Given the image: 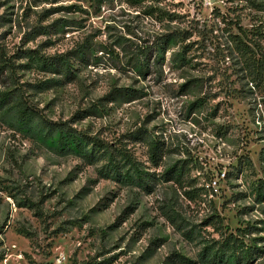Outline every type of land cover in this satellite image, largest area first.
Here are the masks:
<instances>
[{
    "label": "rangeland",
    "instance_id": "obj_1",
    "mask_svg": "<svg viewBox=\"0 0 264 264\" xmlns=\"http://www.w3.org/2000/svg\"><path fill=\"white\" fill-rule=\"evenodd\" d=\"M250 1L264 3L0 0V45L19 53L28 102L156 176L149 191L126 186L99 153L88 163L0 115V264H264V92L235 44L236 24L264 25ZM186 31L139 73L142 48ZM29 51L68 55L70 75L41 71ZM124 89L134 95L114 94ZM183 163L181 185L161 179Z\"/></svg>",
    "mask_w": 264,
    "mask_h": 264
},
{
    "label": "trees",
    "instance_id": "obj_2",
    "mask_svg": "<svg viewBox=\"0 0 264 264\" xmlns=\"http://www.w3.org/2000/svg\"><path fill=\"white\" fill-rule=\"evenodd\" d=\"M250 3L254 9L264 10V3L254 1H250ZM236 25L239 30V35L235 37V44L246 59L248 72L250 73L252 81L264 92V25L255 26L251 30L238 24ZM48 28L50 27L45 28V30H48ZM188 37L189 34L187 31L182 34H169L161 39L159 47L142 48L141 54L145 64L139 73L145 74L147 71L146 68L149 66V58L154 51L163 53V50L168 45L176 43L178 40L185 41ZM190 48L191 45L184 46L181 56L177 58L186 61L184 54L190 51ZM29 54H38V52L29 51ZM18 55L19 53L16 56ZM16 56L8 57L6 50L0 45V82L2 79H6L10 83V90L0 91V115L7 117L9 114H13L17 122L15 127L18 129H27L29 131L38 130L40 133L46 132L48 139H55L58 135L59 151H63L64 153L77 152L88 163L93 164L98 161L95 154L99 153L100 161L107 162L104 166L107 169V176L111 175L114 179L122 181L126 186L139 187L149 191L151 189V183L156 176L144 171L126 148L122 146L116 148L113 144H106L102 140L82 136L70 126V123L48 121L28 102L24 96L22 86L18 82L17 71L20 67L14 61ZM158 57V59L161 58L160 56ZM31 58L38 62L41 71L60 72L62 75H70L71 73L68 55L52 58L32 55ZM116 93L123 97L126 95H134V92L126 89L114 92V94ZM88 146H91V149H88ZM148 146L151 161L155 165H158V160L161 158L160 144L151 142ZM184 164L175 165L168 169L161 175V179L166 182H175L181 185L185 176L186 166ZM249 164L251 165L252 163L249 161ZM103 264H107V262Z\"/></svg>",
    "mask_w": 264,
    "mask_h": 264
},
{
    "label": "built area",
    "instance_id": "obj_3",
    "mask_svg": "<svg viewBox=\"0 0 264 264\" xmlns=\"http://www.w3.org/2000/svg\"><path fill=\"white\" fill-rule=\"evenodd\" d=\"M66 258L64 256H60L57 258L56 263L57 264H64L66 262Z\"/></svg>",
    "mask_w": 264,
    "mask_h": 264
}]
</instances>
